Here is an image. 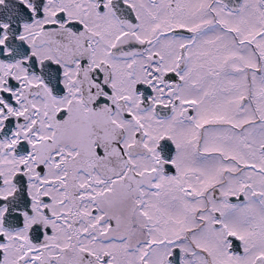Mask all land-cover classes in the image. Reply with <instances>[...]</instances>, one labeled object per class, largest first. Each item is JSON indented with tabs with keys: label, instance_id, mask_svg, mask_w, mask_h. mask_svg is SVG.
Listing matches in <instances>:
<instances>
[{
	"label": "snow or ice",
	"instance_id": "snow-or-ice-1",
	"mask_svg": "<svg viewBox=\"0 0 264 264\" xmlns=\"http://www.w3.org/2000/svg\"><path fill=\"white\" fill-rule=\"evenodd\" d=\"M0 264H264V0H0Z\"/></svg>",
	"mask_w": 264,
	"mask_h": 264
}]
</instances>
